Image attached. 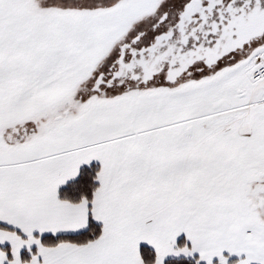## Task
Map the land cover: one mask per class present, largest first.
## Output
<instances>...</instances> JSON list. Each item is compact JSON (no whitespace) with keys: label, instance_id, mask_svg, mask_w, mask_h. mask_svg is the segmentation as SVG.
<instances>
[{"label":"snow or ice","instance_id":"obj_1","mask_svg":"<svg viewBox=\"0 0 264 264\" xmlns=\"http://www.w3.org/2000/svg\"><path fill=\"white\" fill-rule=\"evenodd\" d=\"M0 264H264V0H0Z\"/></svg>","mask_w":264,"mask_h":264}]
</instances>
